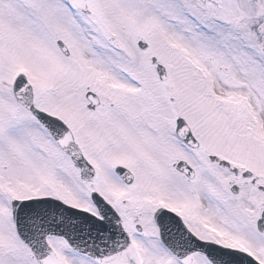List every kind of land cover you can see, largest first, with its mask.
I'll use <instances>...</instances> for the list:
<instances>
[{"label":"snow or ice","instance_id":"obj_1","mask_svg":"<svg viewBox=\"0 0 264 264\" xmlns=\"http://www.w3.org/2000/svg\"><path fill=\"white\" fill-rule=\"evenodd\" d=\"M0 264H264V0H0Z\"/></svg>","mask_w":264,"mask_h":264}]
</instances>
